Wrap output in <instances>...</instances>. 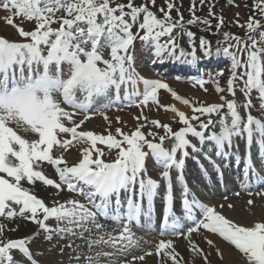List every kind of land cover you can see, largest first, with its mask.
<instances>
[{
	"label": "snow or ice",
	"instance_id": "snow-or-ice-1",
	"mask_svg": "<svg viewBox=\"0 0 264 264\" xmlns=\"http://www.w3.org/2000/svg\"><path fill=\"white\" fill-rule=\"evenodd\" d=\"M227 4L234 5V0H227ZM204 6L208 7L207 15L198 16L197 11ZM181 7L178 0H164L160 7L157 0H142L140 4L135 0H0V8L9 13L5 22L21 38L15 41L0 36V264H40L30 246L41 237L48 242L68 241L65 246L70 249L79 247L75 240L84 241L87 253L70 258L77 264L81 260L84 264H134L152 255L159 258V264H196L197 258L210 264V253L200 247L193 234L223 260L221 249L205 232L233 246L246 264H264V222L241 225L222 214L224 208H234L232 203H202L188 188L183 171L186 159L205 142L226 159L234 141L243 139L242 188L252 196L253 182L264 183V175L257 171L250 154L255 144L264 163V0H253L245 23L237 19V26L244 29L243 37L221 31L225 19L214 11L215 0H190L187 20ZM17 18L21 24L33 22V29L26 31L15 22ZM193 27L218 36L215 48L205 36L197 37ZM185 37L187 47L180 43ZM137 40L161 63L171 60L191 66L213 57L230 61L225 87L219 80L223 71L193 82L205 92V85L211 82L220 102L192 101L161 80L140 76L134 56ZM105 49L109 58H105ZM139 84H143L142 92ZM237 84L242 86L237 89ZM160 90L190 108L191 115L175 104H161ZM237 90L244 97V115L239 110ZM253 92L258 105L253 103ZM150 103L157 110L172 113V122L181 125L179 130L144 115L143 109ZM121 106L141 109V115L134 117L138 122L134 130L125 133L118 127L115 134L108 131L105 135L84 129L96 114L103 115L110 129L105 113L113 108L122 110ZM257 108L260 115L254 116L251 110ZM214 115L219 119L213 120ZM116 120L121 122L119 117ZM145 128L149 130L143 131ZM152 128L162 129L163 135ZM166 141L171 142L167 147ZM105 148L117 150L112 162H105ZM71 149L79 153L78 162L69 163L66 154ZM149 156L160 170L159 180L147 174ZM206 158L222 175L220 166ZM45 165L54 169L58 179L49 178ZM172 170L181 185L179 216L174 211ZM37 182L54 190L50 204L35 193ZM65 190L77 193L84 202L55 198ZM122 194L126 204L123 213ZM255 194L264 197V190ZM157 198L164 205L160 234L187 241L190 261L176 250L173 239L160 240L154 251L127 259L132 249L139 247L132 225L143 227L142 217L151 224ZM253 203L252 199L247 201L249 206ZM184 218L191 224H182ZM17 220L30 221L36 230L10 238L6 233L18 231ZM102 221L119 225L118 234H114L115 228L107 231ZM94 248L98 250L93 252Z\"/></svg>",
	"mask_w": 264,
	"mask_h": 264
},
{
	"label": "rangeland",
	"instance_id": "rangeland-1",
	"mask_svg": "<svg viewBox=\"0 0 264 264\" xmlns=\"http://www.w3.org/2000/svg\"><path fill=\"white\" fill-rule=\"evenodd\" d=\"M120 2L126 3L127 0H120ZM142 0H135L136 4H140ZM180 4H182V7L180 8V11L183 13L185 20L189 18V3L190 0H178ZM164 0H157V7L163 6ZM253 4V0H234V5H228L227 0H215V8L214 11L216 12L217 15H223L225 19V27L221 31H228L231 32L235 35H239L241 37L244 36L245 32L244 29L240 28L237 26L236 21L239 19V22L241 24L245 23L248 19V16L251 13V5ZM238 5V6H236ZM247 5V6H246ZM153 11H156V8L152 9ZM208 12V7L204 6L202 9H199L197 11L198 16H206ZM6 11H4L2 8H0V36L8 38L10 40H15L19 41L21 38L18 36L16 30L8 25L5 22V17L8 15ZM160 15L159 13H157ZM238 14V15H237ZM172 15L175 17L176 12L173 11ZM19 19V22L21 21L20 18H17L16 20ZM213 25H215L216 21H212ZM22 24L27 25V27H34L33 22H24ZM22 26V25H21ZM25 28L24 26H22ZM135 31V29H134ZM192 31H194L197 35L199 36H205L207 39L211 40L213 43V48L216 46V40L219 38L216 35H213L208 32L200 31L196 27L192 28ZM181 46L187 47L186 45V37L180 41ZM264 47V45H261ZM105 58L109 55V50L105 49L104 51ZM198 55H201L202 53H198ZM134 56H135V67L136 71L140 74V76L144 77L145 79H153V80H161L162 82L167 83L174 91H176L180 96L190 99L192 101H201L206 104H211V103H219V94L216 93L215 91V86L209 82L205 85L207 88V92H205L203 89H201L198 85L193 86V82L195 78L191 79L190 75L188 73H183L179 71V69H176L178 64L181 65V63H174L171 60H166V62L161 63L158 59H156L153 54L152 50L146 46H143L142 43L137 40L134 44ZM169 65V68L166 70L164 67H160L163 64ZM186 65V64H184ZM224 68L225 71L223 72L224 75L223 77H219L220 84L222 87L226 86V80L228 76L230 75L229 73V67H230V61L226 59H217L216 57H213L212 59H204L202 58L198 64L194 65L192 67L193 73L191 74L193 76H196L199 70H202L203 72L200 77H204V79H208L209 74L213 69L215 68ZM161 68V69H160ZM165 70V72H163ZM206 73V74H205ZM216 72H211V74H215ZM179 77V79H178ZM242 85L237 84V89L241 87ZM257 94L255 92L252 93V98H253V103L258 105L259 101L256 99ZM158 97L160 100L161 104L164 105H170V104H175L176 107H178L180 110L185 111L187 114L191 115V109L181 105L179 102L175 101L170 93H168L165 90H160L158 93ZM236 99L238 103L241 104L240 107V112L242 115H244V108L242 107V102L244 101V97L242 93L237 90L236 92ZM144 115L152 118V119H158L162 123H170L171 126L173 127V130H179L181 125L176 122L173 123V114L170 112H164L162 109L157 110V106L153 104H149L148 107L143 109ZM226 110L222 111V115L225 114ZM252 114L254 116H259L260 112L257 109H252L251 110ZM109 120L111 121V128L109 129L108 123L104 120L103 115H93V117L88 120L84 126L89 127L88 130L93 131L94 133L97 134H105L107 135L108 131H111L113 134H115V129L116 128H121L123 132L128 133L131 130H134L136 125H137V120L134 119V117L140 116L141 115V109L139 108H130V109H122L119 111H109L105 113ZM120 118V123H117L116 118ZM78 116L76 117V119ZM205 121L208 119V117H202ZM213 120H218L219 117L213 116ZM79 120V119H77ZM91 125V126H90ZM83 126V127H84ZM15 127V126H14ZM218 129V127H217ZM149 129L145 128L143 131L147 132ZM152 131L154 132H159V134L163 135V130H157L155 128H152ZM23 135V133H20ZM151 139V137H149ZM170 141L165 142V146L169 143ZM169 146V145H167ZM147 151V149H145ZM117 150H113V153H110L109 151L105 150V162H112L114 158H116ZM149 160H151V156L148 157ZM44 171L45 173H50V167L45 165L44 166ZM27 186V185H26ZM35 193L39 198H42L45 200L46 203H51L52 200V193L54 192L53 189L49 187H45L39 182H37L35 188H34ZM70 195H68L66 192H61L58 196L55 198L60 200L61 202L68 200ZM70 199V198H69ZM2 219V218H0ZM16 223L23 227V228H36V225L32 224L30 221H25V220H17ZM67 242L64 240H61V242ZM78 241V242H77ZM79 243V250L85 249L86 247L82 246L85 245L83 241L77 239L75 242V245H78ZM82 244V245H81ZM65 246V245H63ZM69 250V248L67 247ZM88 249L86 248V252ZM94 251V249L92 250ZM73 252L70 251L69 256L67 254L65 255V258L69 259L71 264H77V262L73 259H70L71 257L77 255V254H72ZM19 255V254H15ZM82 261V260H81ZM84 263V262H83Z\"/></svg>",
	"mask_w": 264,
	"mask_h": 264
},
{
	"label": "bare ground",
	"instance_id": "bare-ground-1",
	"mask_svg": "<svg viewBox=\"0 0 264 264\" xmlns=\"http://www.w3.org/2000/svg\"><path fill=\"white\" fill-rule=\"evenodd\" d=\"M138 87H139V90L142 92L143 84H139ZM88 128L89 127L84 126V129L88 130ZM216 130L218 131V129ZM206 143L208 144V142H205L204 145H206ZM242 148H243V152L245 153L246 152L245 141L243 139H236L234 141V146H233L234 151L241 150ZM189 151L191 152V150ZM193 154L194 153H191V155L185 161V166L183 170L184 178L187 182V186L190 185L188 181V176H189V172L193 173V178L196 180V184H198V186L196 187L197 192H195L194 195L202 203L207 204L209 206L219 204V203H225V204L232 203L234 205V208L233 209L224 208L222 210V214H224L227 218H230L234 222H237L241 225L253 226L256 222H264V197L257 196L255 194L257 191L264 190V183L253 182L252 189H251L253 192L252 196H249L247 192L243 190L242 187L240 189L233 191L230 189V186L234 184V181L229 177V173L227 172V170L224 169L227 181L223 180L222 184L225 187H227V190L221 191V189H219V187L215 185V183H213L210 179L209 172L211 169L208 170L209 172H207V170L205 171V169L202 170L204 175H200L197 172V169L191 163V161L195 158ZM66 156H67L69 163L78 162L80 158L79 153L75 149H71L66 154ZM252 158L255 159L256 161H259L258 153L255 152L252 155ZM203 164H204L203 162L198 163L200 167ZM206 165L209 167V163H206ZM223 167H225L224 164H223ZM146 168H147V174L150 175V173L155 169V165L146 164ZM172 174L174 173H171V175ZM261 175H264V173H262ZM179 189H181V185L178 182H176L174 184V190H175V195H176V204L178 205L180 203V198H178L177 196H180V195H177L176 190H179ZM192 191H195V190H192ZM178 192L180 193V190ZM236 192H240V195L236 196L235 195ZM123 196L124 194H122V197ZM225 196L228 197L227 201L224 200ZM249 199H252L254 201L252 206H249L247 204V201ZM155 205H156V208H154L151 224L149 225L148 221L145 218L144 223L141 222V225H143V227H140L138 229L139 231L138 234L140 238L139 240L141 241V251H147L148 249H150L153 243L157 244L160 240H162V239H159V236H155L152 234L148 235L147 233H145V231H147L145 229L146 222L148 223L149 227L159 226V228H162V220L161 218L159 219V217H160V210H161V217L163 215L164 205L159 198L155 201ZM174 211L176 212L178 216L181 214L180 208H174ZM181 223L187 226V225H190L188 223H191V221H188L186 218H184L182 219ZM133 229H136V226L132 225V231ZM35 230L36 228H23L19 226L18 231L7 232L6 235L9 236L10 238L15 239V238H20V237L31 235L32 232H34ZM204 235H206L208 238L215 241L217 247L221 249L223 253V257H224L223 260H221L216 255V252L214 249H208V246L206 245L204 240L199 235L193 234V239L200 245V247L204 248L206 251L210 253L209 254L210 264H246V261L243 258V256L233 246L229 245L227 242L222 241L220 238H218L214 234L205 232ZM169 239H173L176 250L180 252L186 260L190 261L192 259L190 253L188 252L187 241H185L182 237H170ZM65 243L67 242L59 241L57 243L55 239L52 242H48L41 237V238H38L36 241H34L30 247L34 253V257L40 262V264H71L70 263L71 260L69 261L68 258L67 259L65 258V255L67 253H69L70 251L73 252L72 254L87 253L86 248L85 249L80 248L79 250V248H76L75 246L74 248H71V249L69 248L68 250L66 246H63L65 245ZM99 247L103 248L106 251L111 250L106 245H100ZM61 248H63V252L60 251ZM96 250L98 249L94 248L93 252H95ZM135 254L136 252H134L131 255L133 256ZM14 256L19 257V255H15V254ZM67 256H69V254H67ZM120 259L123 260L124 257H120ZM83 262H84L83 260L80 261V264H84ZM24 264H27V262L25 261ZM134 264H159V258L156 255L146 256L144 261H136V262L134 261ZM196 264H203L202 259L197 258Z\"/></svg>",
	"mask_w": 264,
	"mask_h": 264
}]
</instances>
